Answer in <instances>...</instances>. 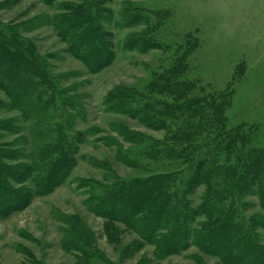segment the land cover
Wrapping results in <instances>:
<instances>
[{"label":"rangeland","instance_id":"374dc122","mask_svg":"<svg viewBox=\"0 0 264 264\" xmlns=\"http://www.w3.org/2000/svg\"><path fill=\"white\" fill-rule=\"evenodd\" d=\"M92 27L110 34L108 47L88 45ZM14 30L32 45L45 77L34 74L28 82L35 92L28 104L16 105L0 86V164L35 177L49 167L32 172L35 159L44 154L48 164L65 152L68 165L48 193L35 192V179L11 182L31 200L0 211V264H229L196 245L163 255L129 224L93 211L120 184L154 188L161 177L170 178L171 195L189 193L192 237L225 227L210 224L213 203L233 204L239 213L232 223L259 220L252 233L264 252L263 194L190 185L204 146L193 141L198 131L180 138L179 126L191 117L179 107L185 98L173 95L180 87L173 83L187 80L203 97L233 90L229 128L243 125L244 132L236 146L264 151V0H0V37ZM180 62L186 68L163 91L162 81L182 69ZM164 102L177 109L167 113ZM160 117L165 126L157 124ZM219 148L231 173L245 167L239 152ZM230 179L220 174L216 185Z\"/></svg>","mask_w":264,"mask_h":264},{"label":"trees","instance_id":"16d2710c","mask_svg":"<svg viewBox=\"0 0 264 264\" xmlns=\"http://www.w3.org/2000/svg\"><path fill=\"white\" fill-rule=\"evenodd\" d=\"M87 40L89 41L88 45L98 43V46L100 45L101 48L108 47L110 44V34L103 30L97 31L92 27ZM179 66L182 69L174 70L162 81L161 87L164 89L163 91H167L166 88H169L168 85L172 76L175 75L174 73L178 75L181 70L186 68L183 62H180ZM42 71V67L34 56L32 45L27 40H24L15 30L0 37V86L8 92L16 105L22 103L28 104L30 100L28 95L35 93L28 82L32 81L34 74L42 75L44 78L45 76H43ZM173 84L180 86L178 91L173 94L177 102L185 98V101L179 104V107L185 111L188 110L187 117H191L179 126L180 138L185 140L191 136L192 139L195 130L198 131V135L194 137L193 141H196L198 145L204 146V150L202 148L201 151L204 156L198 163L195 172L196 178L190 182V185L193 186L194 183L198 185L205 184L217 194L226 193L231 188L245 192L254 187L259 191V194L264 195V151L259 152V149H251V151L248 150L247 152L243 147L238 148L236 142L240 134L243 135L244 133H240L242 131L240 128L243 125H239L238 130L237 127L229 128L226 112L232 105L233 90L225 89L220 92H210L203 97L195 93L199 85H196L194 82L187 80L174 82ZM200 89L202 90L203 88ZM163 106L165 111H169L167 113H171V111L173 112L177 109H175L174 104L169 102H164ZM152 108H155L153 104H149V109ZM127 111L130 112L128 109ZM130 114L139 116L140 113L139 111H131ZM153 118L154 120L158 119L155 115ZM142 121L147 120L142 118ZM166 122V118L160 117L157 124L165 126ZM148 125H154V123L148 122ZM222 143L228 148L227 155L239 152L240 155H237L236 159L241 160L244 157L245 167L238 169L235 166L236 170H233L231 173V164L228 166L222 165L223 162L219 159V157H222L221 152H219V145ZM56 147L58 148V146ZM193 147L195 148L192 145L191 149ZM57 148H54V150L58 151L59 148ZM191 149L185 148L186 151H190ZM174 152L172 150L169 154L175 156ZM59 153L54 158L55 160H49L48 164L46 162L43 163L46 158L45 156V158L43 157L44 154L39 158V162L35 159L36 164L30 169L32 172L35 169L39 170L38 165L40 164L49 166L48 169L45 168L43 170L44 173L42 175L35 177H31L29 172L28 175L25 172L26 170L21 171V168H17L16 166L4 167L0 164L1 213H7L31 200V196L26 192L15 189L11 182L23 183L26 180L35 179L34 181H37L39 186V188H36L37 191H35L36 193L38 192L37 194L48 193L57 184L63 182L68 159L65 157V152ZM182 154L176 155L178 157L186 155V153ZM1 155L2 153H0V161L2 159ZM61 159L64 161L62 165L58 163V160ZM220 174L226 177L230 176V181L223 185H216ZM53 177L57 180L60 179L58 183H54ZM159 182L154 188L146 183L143 184L145 188L140 185L143 188L142 190H139L133 182H124L115 187L116 190L114 189L111 193H105L106 195L101 197L102 199L98 202L97 206L93 205V211L109 219H121L123 222L129 224L143 239L152 241L157 245L163 255L175 254L190 245H196L206 252L215 253L229 264L234 262L264 264V252H262L261 245L257 243L252 233L253 228L258 226L257 222L259 220H246L243 223L237 222L239 224L236 225L231 221H233V217L239 211L233 204L226 206L225 204L217 205L213 203L214 209L206 211L209 215V222L213 228H215L214 224L218 225L220 222H223V226L225 227L222 226L223 228L220 227L221 229L219 230L210 228L204 234L197 233L194 238L191 235L190 228H188L192 217V213L187 208L189 193L183 190L182 194L171 195L170 188L173 186L170 184V178L161 177ZM146 185L149 189L147 192L145 191ZM117 204L119 205V209L115 210L114 208ZM147 208L149 212L148 218L144 219L143 222L139 221L137 216L142 211L147 210ZM262 226H264V223ZM159 230H163L161 236L157 233ZM155 238H159L160 240L155 241Z\"/></svg>","mask_w":264,"mask_h":264}]
</instances>
